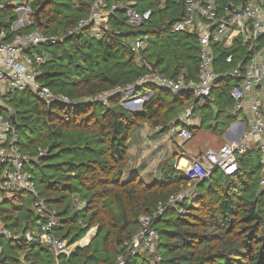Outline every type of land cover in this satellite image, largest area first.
<instances>
[{
  "label": "trees",
  "instance_id": "obj_1",
  "mask_svg": "<svg viewBox=\"0 0 264 264\" xmlns=\"http://www.w3.org/2000/svg\"><path fill=\"white\" fill-rule=\"evenodd\" d=\"M43 1L41 26L37 27L35 17L21 30L39 29L60 36L58 42L38 47L42 51V47L54 46L45 50L49 57L39 79L72 102L46 104L35 96L30 105L23 95L33 94L30 90L9 93L7 102L20 137L18 147L32 157L28 170L36 190L47 199L49 209L57 212L55 236L73 244L91 228L98 231L88 245L56 256L36 240L44 219L35 213L34 195L0 187V222L15 235L9 238L0 233V264H115L118 254L124 253V243L139 231L141 216L154 215L160 204L164 212L153 219L152 226L160 235L162 264H264V189L259 190L261 177H253L263 165L254 151L237 155L236 172L215 169L200 182L191 183L172 160L161 167V178L152 182L137 173L128 177L132 130L144 123L168 130L172 119L195 97L189 92L174 95L147 83L138 91L149 89L153 95L140 110L123 106L122 94L110 95L107 103L97 100L117 87L135 85L149 71L148 65L156 64L155 69L170 78L198 79L197 34L172 30L185 17L184 0H105L109 8H117L109 19L110 29L101 38L92 35L90 27L67 33L89 16L94 0H37L34 8ZM227 1L219 0L221 7ZM127 4L140 13L150 12V17L138 26L131 24ZM142 35L147 36L148 45L138 57L127 41ZM256 46L264 48V33ZM254 49L244 46L240 38L234 46L214 45L217 71L224 74ZM231 54L233 62L227 63ZM233 84L231 78L222 76L212 90L211 96L219 92L217 123L233 101ZM207 119L203 115V121ZM39 148L45 155L39 156ZM3 168L0 163V173ZM189 187L198 192L196 197L169 202L172 194ZM77 197L84 202L82 207L75 205ZM28 231L33 241L26 239ZM126 264L152 263L129 255Z\"/></svg>",
  "mask_w": 264,
  "mask_h": 264
},
{
  "label": "built area",
  "instance_id": "obj_2",
  "mask_svg": "<svg viewBox=\"0 0 264 264\" xmlns=\"http://www.w3.org/2000/svg\"><path fill=\"white\" fill-rule=\"evenodd\" d=\"M37 0H0V106H7L8 94L13 91H32L36 97L46 104L56 101L72 102L61 93H55L42 81L41 66L47 61L49 54L39 51L38 47L49 43H56L60 36L45 33L39 29L23 31L33 22L34 4ZM185 17L173 24V31L190 30L197 34L200 44V72L198 79H187L183 76L170 78L149 66L135 85L121 86L105 92L97 100L107 103L108 97L113 94H122V105L137 111L148 101L153 92L149 89L142 93L138 91L143 85L151 83L160 89L167 90L174 95L184 92L192 93L197 101H204L211 96L218 79L222 76L231 78L234 84L231 96L234 99L235 109L241 110L244 102L249 98V108L252 114L251 130L239 141L226 142L219 148H207L194 157L187 165L185 173L190 182H200L215 169L225 174H232L239 168L237 153H244L247 149L246 140L251 134L257 138L261 152V164L264 169V49L257 48L256 44L264 33V0H240L235 3L228 0L221 7L219 0H184ZM116 5L110 8L105 0H94L88 17L81 19L77 26L68 30V34L79 32L90 27V33L96 37H103L110 29L109 19L113 15ZM126 14L128 21L138 26L144 19L150 17V12L140 13L133 6L127 4ZM13 16H15L13 18ZM240 38L244 46L254 49L250 57L243 59L232 66L228 71L220 74L215 65L214 45L234 46ZM131 51L140 57L147 45V36H138L127 41ZM261 51V52H260ZM233 55L226 58L227 63L233 62ZM138 105L141 106L138 108ZM0 110V163L4 165L0 173V187L9 192L29 191L35 197L33 204L35 213L44 220L40 222L36 240L56 256L70 255L77 246H86L95 234L89 235L91 229L78 242L70 244L68 240L55 236L53 231L59 223L56 210H50L47 199L40 197L33 181V175L28 170L32 157L22 152L18 147L19 134L10 115H3L6 109ZM191 117V108L178 115L168 128L170 137L175 140L181 138L188 141L193 138L188 128ZM177 121V124H176ZM162 130V126L155 127ZM157 147V145H154ZM45 151L39 148V156ZM260 184L264 187V176ZM198 195L194 188L183 189L169 198L170 203H177L183 199H193ZM75 205L82 207L84 202L75 198ZM164 205L160 204L152 216H141L139 231L124 243V253H119L115 264H126V256H138L151 261L152 264H162L163 257L158 250L160 235L152 226L153 219L164 212ZM97 228V227H96ZM0 233L9 238L15 235L6 229L0 222ZM89 235V236H88ZM26 239L33 241V234L28 231Z\"/></svg>",
  "mask_w": 264,
  "mask_h": 264
},
{
  "label": "crops",
  "instance_id": "obj_3",
  "mask_svg": "<svg viewBox=\"0 0 264 264\" xmlns=\"http://www.w3.org/2000/svg\"><path fill=\"white\" fill-rule=\"evenodd\" d=\"M218 94L219 92L215 91L214 94L210 97L208 104H206L207 99H205L204 101H197L195 99L194 102L188 103L189 105L187 106V108L183 110L185 111L188 108H191V117L188 122L189 123L188 128L189 126L193 127V130L189 128L193 133V137L198 132L202 131V129L204 128L205 122L203 121V115H205L211 121L207 125V128L210 131L208 132L210 133L212 140L214 141L215 138L218 137L219 135L222 136V139L215 146L209 145L207 148H219L221 145H223L226 142H231L233 140L239 141L242 138H244L245 134H248L251 130L252 114L249 108V98L245 100L244 107L241 110H236L234 99L232 97L233 99L232 103L226 106L225 114L220 117L219 123H217L215 114L219 110V107L216 104V98ZM198 108L202 109L203 113L202 115L194 116V112ZM212 113L214 114L210 116ZM177 119H178V115L172 119L169 126ZM221 123H223L224 125L221 126L220 125ZM216 125L218 127H216ZM216 128L218 131L217 130L215 131ZM221 129L223 131L222 133L221 131H219ZM166 131L168 132V130ZM166 131L163 132L161 130H156V128L152 127L150 123H144L140 126L135 127L132 130L129 140L130 143L129 166L126 169V174L128 177L137 173L145 181L152 182L157 178H161V167L164 165L165 162L172 160V163L178 169H186L187 165L191 162V160L198 155L196 153L190 152L187 149L184 150V149L176 148L175 143L180 147H183L186 141H183L181 143H179L178 141H174L170 137V134L165 136L164 139L163 136L166 135L165 134ZM161 138L165 140L166 147L160 145L157 142ZM154 145H157V147H154ZM246 146H247L246 151H254L255 156H257L258 159L260 157V163H261V152L258 147L257 138L253 136L251 140L247 139ZM207 148L201 149L199 153L206 150ZM162 152L165 154L166 158L164 157V155H162ZM169 153H170L169 157L172 155L170 158L168 157ZM240 154L243 153H237V155ZM182 159L185 160L181 162ZM263 176H264V169L261 178Z\"/></svg>",
  "mask_w": 264,
  "mask_h": 264
},
{
  "label": "rangeland",
  "instance_id": "obj_4",
  "mask_svg": "<svg viewBox=\"0 0 264 264\" xmlns=\"http://www.w3.org/2000/svg\"><path fill=\"white\" fill-rule=\"evenodd\" d=\"M262 45H263V43H261ZM51 48H54V46L53 47H48V48H46V47H42L41 49H42V51H48V50H51ZM262 49H264V48H262ZM261 52V51H260ZM33 93V92H32ZM34 94V93H33ZM33 94H31V93H26V94H23L24 96H25V99L26 100H29L30 101V105H33L34 103H35V94L33 95ZM21 93H17V97H19V99L20 98H22L21 96H23ZM28 98V99H27ZM6 103H7V106H6V108H7V110L5 111V113L3 114L4 116L5 115H10V113H9V109H11L12 107H11V104H9L8 102H7V100H6ZM139 107H141V106H139L138 105V108ZM208 108V107H207ZM202 113H203V110L202 109H200V108H198L195 112H194V116H197V115H202ZM211 121L210 120H207V121H205V124H204V128L202 129V131H200V132H198L196 135H194V137L192 138V139H190V140H188V141H186L185 143H184V145H183V147H180L179 145H177L176 143H175V146H176V148H178V149H187V150H189L190 152H192V153H196V154H199V152H200V150L201 149H205V148H207L209 145H211V146H215L221 139H222V136H218V137H216L215 138V140L213 141L212 140V137L210 136V131L208 130V128H207V125L210 123ZM221 126L222 125H224L223 123H221L220 124ZM209 131V132H208ZM165 134L166 135H164L163 136V138L165 137V136H167V135H169V133L166 131L165 132ZM163 138H161V139H159L157 142L160 144V145H162V146H164V147H166V145H165V138L163 139ZM174 141H178L179 143H181V142H183V140L182 139H180V138H176V140H174ZM162 155H164V157L166 158V156H165V154L162 152ZM169 155H170V153L168 154V157H169ZM178 155V154H177ZM172 156V155H171ZM170 156V157H171ZM169 157V158H170ZM183 160H185V159H182L181 160V162L183 161ZM180 170H182V171H185V169H180ZM262 174H263V169H262V167H257L256 168V170H255V173L253 174V177H261L262 176ZM264 189V187H262V186H260L259 187V190L260 191H262V190ZM96 230H97V228L96 227H93V228H91V231L89 232V235H91V233L94 231V233L96 234ZM88 235V236H89ZM94 237V236H93ZM92 237V238H93Z\"/></svg>",
  "mask_w": 264,
  "mask_h": 264
},
{
  "label": "water",
  "instance_id": "obj_5",
  "mask_svg": "<svg viewBox=\"0 0 264 264\" xmlns=\"http://www.w3.org/2000/svg\"><path fill=\"white\" fill-rule=\"evenodd\" d=\"M45 6V1H43L34 11V15L36 17V21H37V27H40L41 26V10L44 8ZM152 68L155 69L156 68V64H153L152 65ZM264 82V79L261 80V83ZM11 118L13 119V122H14V115L11 116ZM248 139L251 140L252 139V135L250 134L248 136ZM98 231V230H97ZM92 239V238H91Z\"/></svg>",
  "mask_w": 264,
  "mask_h": 264
}]
</instances>
